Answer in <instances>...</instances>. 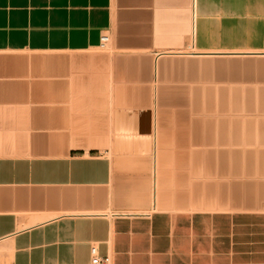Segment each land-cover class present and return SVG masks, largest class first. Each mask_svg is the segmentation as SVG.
Here are the masks:
<instances>
[{
  "label": "crops",
  "instance_id": "0c3cea01",
  "mask_svg": "<svg viewBox=\"0 0 264 264\" xmlns=\"http://www.w3.org/2000/svg\"><path fill=\"white\" fill-rule=\"evenodd\" d=\"M93 245L264 264V0H0V264Z\"/></svg>",
  "mask_w": 264,
  "mask_h": 264
},
{
  "label": "built area",
  "instance_id": "2783aa9c",
  "mask_svg": "<svg viewBox=\"0 0 264 264\" xmlns=\"http://www.w3.org/2000/svg\"><path fill=\"white\" fill-rule=\"evenodd\" d=\"M110 43V36L108 34H103L100 37V48H106L108 44ZM97 247L93 245L91 247V255H92V264H108L110 261V258L108 256L100 257L97 251Z\"/></svg>",
  "mask_w": 264,
  "mask_h": 264
}]
</instances>
